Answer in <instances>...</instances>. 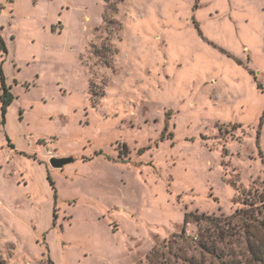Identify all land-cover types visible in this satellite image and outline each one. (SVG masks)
Instances as JSON below:
<instances>
[{"label":"rangeland","instance_id":"obj_1","mask_svg":"<svg viewBox=\"0 0 264 264\" xmlns=\"http://www.w3.org/2000/svg\"><path fill=\"white\" fill-rule=\"evenodd\" d=\"M5 1L0 264H249L264 0Z\"/></svg>","mask_w":264,"mask_h":264},{"label":"trees","instance_id":"obj_2","mask_svg":"<svg viewBox=\"0 0 264 264\" xmlns=\"http://www.w3.org/2000/svg\"><path fill=\"white\" fill-rule=\"evenodd\" d=\"M0 52H7L6 43L1 35ZM0 72L2 83V86L0 87V100L2 104V116L3 119H5L6 114L8 112V108L14 101V95L6 86L5 76L1 69ZM242 204L244 207L240 210H237L236 213L232 216V218L236 219L238 222L237 225L242 230H244L248 248L247 250L250 255L248 262L249 264H264V180L254 182V185L247 190ZM203 219H205V216L197 218L198 221H201ZM190 222L191 219L189 216H187L186 225ZM185 235L186 228L178 237L184 239ZM198 243L200 244L202 249L208 250L210 253L214 251L216 254H218V257H222L221 254L223 253H217L215 249H212V247L210 248V246L206 243L202 241H199ZM155 255H157V251H154L151 257H155ZM1 264L6 263L3 262ZM157 264H171V262L163 259L162 262H159ZM190 264H194V261L190 260ZM232 264H234V261Z\"/></svg>","mask_w":264,"mask_h":264},{"label":"water","instance_id":"obj_3","mask_svg":"<svg viewBox=\"0 0 264 264\" xmlns=\"http://www.w3.org/2000/svg\"><path fill=\"white\" fill-rule=\"evenodd\" d=\"M75 159L70 157V158H57V157H53L50 160L51 165L54 168H64L67 164L73 162Z\"/></svg>","mask_w":264,"mask_h":264},{"label":"crops","instance_id":"obj_4","mask_svg":"<svg viewBox=\"0 0 264 264\" xmlns=\"http://www.w3.org/2000/svg\"><path fill=\"white\" fill-rule=\"evenodd\" d=\"M1 1V3H2V8H5V7H10V4H11V2H8V1H5V2H3V0H0ZM1 35V34H0ZM2 37H3V35H1ZM3 39H4V37H3ZM4 41H5V43H6V40L4 39ZM6 46H7V43H6ZM7 51H8V47H7ZM6 86H7V84H6ZM1 95V94H0Z\"/></svg>","mask_w":264,"mask_h":264}]
</instances>
